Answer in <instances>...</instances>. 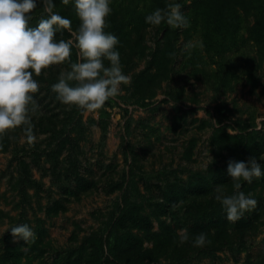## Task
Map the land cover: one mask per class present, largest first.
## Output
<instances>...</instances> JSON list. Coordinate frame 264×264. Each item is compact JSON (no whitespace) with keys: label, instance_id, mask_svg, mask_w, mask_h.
<instances>
[{"label":"rangeland","instance_id":"rangeland-1","mask_svg":"<svg viewBox=\"0 0 264 264\" xmlns=\"http://www.w3.org/2000/svg\"><path fill=\"white\" fill-rule=\"evenodd\" d=\"M169 3L181 5L188 27L162 23L134 28V22L128 23L135 11L151 14ZM53 4V11L70 19L72 31H77L80 21L74 0L68 5L53 0ZM110 6L120 16L115 23L108 20L105 31L118 38L116 50L129 77L120 93L95 113L58 101L52 83L78 61L73 47L70 62L52 66L47 75L36 78L40 88L34 96L39 106L32 116L34 145L26 142L22 128L7 133V142L0 139V264H122L116 261L114 242L108 237L115 241L130 231L148 249L157 244L165 227L171 229V241L139 264H264L263 179L257 178L250 187L240 181V191L257 201L243 216L251 222L249 227L237 228L236 222L227 221L226 210L215 200L217 185L201 197L215 209L211 218L227 223L222 235L210 228V243L202 247L189 238L180 242L181 229L188 230L195 219L189 208L192 195L175 194L172 214L155 208L162 190L172 183L186 186L197 172L207 176L216 166L238 161L214 147L222 132L264 135V48L249 33L255 8L245 12L247 7H237L240 27L234 41L222 45L232 39L225 43L219 39L210 46L202 41V24L193 18L198 9L192 0H165L164 7L158 0H110ZM31 15L30 27L47 18L40 0ZM56 39L74 37L62 30ZM105 66H110L107 60ZM237 126L245 129L237 131ZM65 137L70 142L64 141L59 152ZM29 147L30 154L21 153L20 158L34 181L31 185L22 181L15 156ZM43 149L47 154L37 158L34 153ZM75 175L89 183L86 189H75ZM222 186L225 195L235 194L231 179ZM124 191L142 203V211L152 221L150 234L113 226ZM19 225L29 226L34 242H13L11 228Z\"/></svg>","mask_w":264,"mask_h":264},{"label":"clouds","instance_id":"clouds-1","mask_svg":"<svg viewBox=\"0 0 264 264\" xmlns=\"http://www.w3.org/2000/svg\"><path fill=\"white\" fill-rule=\"evenodd\" d=\"M61 2L68 5L70 0ZM40 3L48 16L41 18L36 27H30L37 0H0V139L22 128L29 145H34L37 139L32 124V116L39 107L34 100L40 88L36 78L47 75L46 70L52 66L70 62L73 47L77 49L78 61L70 63V70L61 71L58 82L51 88L62 104L95 113L120 93L121 85L129 82L116 50L119 40L105 31L112 13L110 0H74L80 21L75 32L70 19L53 11V0H40ZM145 22L153 27L166 23L172 28H186L189 24L179 3L156 9L147 15ZM62 30L71 32L74 39L57 41L56 34ZM105 60L110 66H105ZM227 171L236 192L225 195L224 187L217 185L215 200L226 210L227 221L235 223L257 206L251 193L245 195L240 191V181L251 183L264 173L256 157L247 163L229 161ZM187 231L181 229V243L188 240ZM11 235L13 242L22 239L27 244L36 239L28 225L12 227ZM206 243L210 241L205 233L198 234L194 240L197 247Z\"/></svg>","mask_w":264,"mask_h":264},{"label":"trees","instance_id":"trees-1","mask_svg":"<svg viewBox=\"0 0 264 264\" xmlns=\"http://www.w3.org/2000/svg\"><path fill=\"white\" fill-rule=\"evenodd\" d=\"M193 7L198 9V12L194 14V20L196 22H201V27L203 29L202 41L209 42L210 46L218 43L220 39L222 43L227 45L229 42L234 41L236 35L239 32V21L237 19V7L246 8L245 12L250 8L254 7L256 14L252 26L249 29L251 39L255 40L259 48H264V0H239L243 4H239V1L235 0H192ZM165 0H158L160 6L164 7ZM117 11H112L108 20L117 21L118 17L115 16ZM118 15V13H116ZM149 15L144 11H135L134 16L128 17L129 21L134 22L133 27L143 26L147 24L145 22V17ZM122 20V18H121ZM114 21V23H115ZM116 29V27H115ZM113 32V31H112ZM253 40V41H254ZM75 52V49H74ZM76 53V52H75ZM224 76V75H221ZM56 82V81H54ZM54 82L52 84H54ZM245 128L242 126H237V131H243ZM222 136H218L216 141L213 143L214 147L217 149L218 153L222 154V151H226L230 157L236 156L237 162L247 163L251 157H256L257 162L261 165V171L264 173V161L262 162L261 157L264 155V135L259 134L256 131H248L245 133L229 134L227 132H222ZM53 136V135H52ZM4 139L7 142L6 136ZM64 141L70 142V140L65 137L60 142L59 152L64 149ZM56 146V144H55ZM72 149V147H70ZM33 148L28 149L22 148L20 151L15 152L17 171L21 175L22 181L27 182L29 185L33 184L34 181L30 179L24 169L23 160L20 158L21 153L30 154ZM57 151V148H55ZM58 152V153H59ZM47 154L46 149L39 151V153H34L38 158L39 154ZM228 163L216 166L214 169L208 171L207 176L201 173H195L193 177H189L188 184L186 186L176 185L172 183L168 186L167 190H162L161 196L158 197V202L155 208L161 214L173 213L175 207V194L185 197L186 195H192V199L189 208L193 211L194 220L191 221V225L188 228L187 236L194 242L196 236L200 233H205L206 236L210 233V228H215L217 234L222 235L226 232L227 223L223 219L214 220L211 218L210 214L215 211L213 205L209 201L201 199L205 196L208 191H210L213 185H224L227 184L231 177L228 175ZM264 181V174L259 177ZM243 181V180H242ZM257 181V178H253L251 183L243 181L248 187L252 186ZM75 189L84 190L88 187L89 183L82 179L80 176L75 175ZM255 185V184H254ZM176 189V191H175ZM254 189V188H252ZM138 193V191L135 189ZM142 198L144 196L138 193ZM199 198V200H197ZM123 203L118 206L117 214H114L112 224L114 227H121L124 229L135 228L144 234H150L152 231V221L149 215L144 213L143 205L140 201H137L136 197H130L129 191H124L122 197ZM251 222L245 219H241L235 223V227L243 228L249 227ZM164 234H160L156 239V245L153 248L143 249L142 238L138 235L132 234L130 231L122 233L118 238L113 241L112 237H108V241L114 243V257L118 263H128V264H139L143 258H152L158 251L162 250L165 245L171 239L169 227H165ZM160 236H162L160 238ZM171 241V240H170Z\"/></svg>","mask_w":264,"mask_h":264}]
</instances>
